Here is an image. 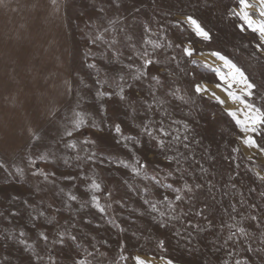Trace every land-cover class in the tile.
<instances>
[{
	"label": "rangeland",
	"instance_id": "1",
	"mask_svg": "<svg viewBox=\"0 0 264 264\" xmlns=\"http://www.w3.org/2000/svg\"><path fill=\"white\" fill-rule=\"evenodd\" d=\"M238 8V0L0 2V264H36L37 255L39 264H51L49 257L54 264L80 258L89 264H135L137 255L174 264H243L245 258L264 264V180L256 176L264 175V155L243 146L239 127L214 100L192 95L193 77L186 73L195 69L212 87L221 82L204 66L181 60L176 47L164 50L176 61H165L158 52L163 65H152L148 78L132 79L143 63L139 53L151 52L146 39L174 46L191 40L198 50H222L244 67L262 86L260 103L264 53L255 48L257 35L241 32L242 21L228 16ZM189 14L212 30L211 43L176 25ZM93 62L96 67H89ZM121 75L133 85H125V100L97 96L98 91L117 92ZM153 75L160 76L159 85ZM173 89L192 99H172ZM158 100L167 102L161 106ZM76 112L87 122L73 130ZM161 121L180 136L187 122L190 149L156 147L144 128L155 130ZM115 124L121 125L120 134ZM136 140L143 146L134 145ZM73 142L75 148L67 146ZM166 142L174 143L171 137ZM258 143L264 146V139ZM166 154L179 163L166 160ZM144 162L146 179L125 167ZM37 169L48 179L34 175ZM92 180L101 184L99 192L91 188ZM185 182L193 185L191 193ZM197 183L202 187L195 188ZM69 194L78 199L70 201ZM94 194L105 212L92 201ZM177 194L182 201L175 200ZM160 222L168 227H157ZM65 230L69 235L61 245L58 233Z\"/></svg>",
	"mask_w": 264,
	"mask_h": 264
},
{
	"label": "snow or ice",
	"instance_id": "2",
	"mask_svg": "<svg viewBox=\"0 0 264 264\" xmlns=\"http://www.w3.org/2000/svg\"><path fill=\"white\" fill-rule=\"evenodd\" d=\"M2 2V0H0ZM57 0H52L53 4H56ZM239 8L232 9L229 13V17H237L242 21L241 24L237 25L238 29L241 32L251 31L252 33L257 35L258 42L255 44V48L257 51L264 53V0H238ZM252 10V11H250ZM103 11V9H101ZM177 26L185 25L191 32L194 34L196 38H198L201 42L211 43L214 39V34L211 29L207 28L199 18L196 16L189 14L183 17V19H178L175 21ZM107 31V29L105 30ZM146 31H150V28L146 27ZM99 39V37H98ZM146 44L151 46V52L148 50H142L139 53L140 59L143 61L141 68L137 70V73L132 77L133 80L139 81L144 78L149 77L148 69L152 65H163L164 61L157 58V53L164 54L165 61H176V55H168L164 53L165 48H179L180 49V59L185 61L191 65H202L207 68L210 72L214 74L215 77L221 83H215L213 87H210L208 83H206L202 78H198L197 72L193 69L191 72L186 73V75H190L193 79L189 82V89L193 96L198 97H208L211 100H214L222 109L223 112L227 114L240 129V132L243 134L240 139L242 140L243 146L248 149H257L258 154L264 155V146L258 143V138L264 139V94H261V102L258 103L256 97L261 93V85L255 83L251 78L250 74L247 70L240 66L237 62H235L228 54H226L222 50H209L207 53L203 50H198L193 42L189 40L187 43L173 45L171 42H167L166 44H162L151 39H146L144 41ZM92 43H96L95 40ZM210 57L211 59L200 60L196 57ZM131 59V58H130ZM89 67L95 68L96 64L93 62L89 64ZM131 67V65H129ZM166 71V68H165ZM181 71H184L181 69ZM171 74V73H169ZM151 80L155 81L157 85L161 83V78L159 75H153L150 77ZM105 83V81L97 80V84L100 85ZM125 85L128 89L133 87L132 84H127L125 81V77L121 75L119 80L116 82V87L118 91L113 93L110 91H98L97 96H108L116 95L119 97L121 101L126 99V89ZM215 89V90H214ZM180 89H173L170 93L171 98L174 100L184 101L188 103L189 100L192 99V96H189L185 99V95H178ZM152 95H155V89H150ZM221 93L222 95L218 94ZM167 101L166 100H158L161 106H163ZM229 104L233 105V107H229ZM103 109V105H101ZM148 110L152 111V105H148ZM167 115V113H166ZM87 121L84 118V114L81 112L75 113V118L72 121L73 130H78L82 126L85 125ZM184 129L186 130V134L183 136L173 134L167 131L163 126V121L160 122V126L157 129H153L150 126L144 128L145 134L155 143L156 147H159L161 150L168 148L169 151L175 147L176 144H179L184 149H190V137L187 134L189 130V125L187 122L183 124ZM114 130L117 134L122 132V127L120 124L114 125ZM158 133V134H156ZM66 135L71 136L72 131H67ZM171 137L174 142L171 147H169L166 142V138ZM38 139V137H35ZM125 139H131L129 137H125ZM88 141H85L87 143ZM95 143V141H91ZM134 145H141V141H134ZM68 147L75 148V143H70L67 145ZM177 155H179V149H176ZM43 159V157H42ZM79 159V157H77ZM91 160L92 157H89ZM165 159L168 161H176V156L173 155H165ZM248 159H253L252 156H249ZM34 163V162H33ZM102 163V161H101ZM178 164L179 161H176ZM3 163L0 162V167H3ZM125 167H131L132 173L136 176L143 175L144 178H147L146 169L147 163H138V165H125ZM202 172L206 171L205 169H201ZM17 172L22 173L23 169L17 168ZM40 174L44 176V179L47 180L48 176L42 170L37 169L33 174ZM54 175V173H53ZM256 176L260 180H264V175H261L260 172L256 173ZM68 179H72V177H67ZM168 188H172L171 184L166 185ZM184 189L187 190V193H191L193 191V185L188 182H185L183 185ZM195 188L202 187L201 184L197 183L194 185ZM235 187V185H233ZM91 188L96 192L101 190V184L95 180L91 182ZM147 190V189H146ZM175 192L179 193L180 189H174ZM106 195L111 196V193L108 192ZM70 201H76L78 197L76 195L69 194ZM92 201L95 203L96 207L99 209L101 213L105 212V208L102 207L99 203L100 197L97 195H92ZM176 201H182V195H175ZM163 201L168 202L169 206L171 205V201L167 195L163 197ZM144 204H151L150 200L145 199ZM255 207V205H253ZM151 209L153 212L157 211V206L155 204H151ZM40 215H44L43 212ZM161 216L164 215L163 212L160 213ZM173 219H177V217H173ZM253 220H256L257 217L253 216ZM51 222V221H49ZM189 223H191L189 221ZM159 228L168 227L167 223L160 222L157 224ZM238 231L240 233H245L244 228H239ZM21 236H24V232H20ZM44 240H47L48 237L41 234ZM69 235L67 231L58 233V242L62 245L65 243L64 236ZM231 238V237H230ZM76 236H70V240H76ZM23 243V241H21ZM158 246L163 248L165 246V241L163 239L158 241ZM247 251H252V248L249 247ZM91 255V254H89ZM127 259V257H123ZM135 260V264H153V260L150 258H142L137 255L133 257ZM42 260V257L37 255L35 257L36 264H39V261ZM49 261L51 264H54V258L49 257ZM74 264H89V261L86 259L80 258L74 261ZM164 264H174L172 259H165ZM236 264H241V261H236ZM243 264H251V262L245 258L243 260Z\"/></svg>",
	"mask_w": 264,
	"mask_h": 264
},
{
	"label": "bare ground",
	"instance_id": "3",
	"mask_svg": "<svg viewBox=\"0 0 264 264\" xmlns=\"http://www.w3.org/2000/svg\"><path fill=\"white\" fill-rule=\"evenodd\" d=\"M203 59H211L210 57H207V56H205V57H202ZM210 87H212L211 85H209ZM215 90V89H214ZM218 94H220L219 92H218ZM231 106V104H229V107ZM142 258H150V259H152L153 260V264H164V260H162V259H155V258H151V257H144V256H141Z\"/></svg>",
	"mask_w": 264,
	"mask_h": 264
}]
</instances>
